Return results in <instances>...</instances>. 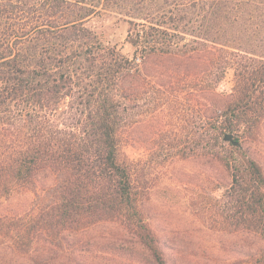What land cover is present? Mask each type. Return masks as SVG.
I'll return each instance as SVG.
<instances>
[{"label": "trees", "instance_id": "trees-1", "mask_svg": "<svg viewBox=\"0 0 264 264\" xmlns=\"http://www.w3.org/2000/svg\"><path fill=\"white\" fill-rule=\"evenodd\" d=\"M102 10L127 17L132 57L86 24ZM211 48L220 72L200 89H215L232 68V95L160 164L217 160L228 182L206 179L191 197L194 212L211 230L257 236L263 245L246 264H264V167L243 145L259 138L264 123V0H0V200L35 194L27 212L0 217V238L32 255L118 223L166 264L143 207L144 167L125 151L122 130L142 118L140 93L125 82L152 55ZM149 103V113L164 104ZM226 133L241 145L225 142ZM44 170L54 182L40 192Z\"/></svg>", "mask_w": 264, "mask_h": 264}, {"label": "rangeland", "instance_id": "rangeland-1", "mask_svg": "<svg viewBox=\"0 0 264 264\" xmlns=\"http://www.w3.org/2000/svg\"><path fill=\"white\" fill-rule=\"evenodd\" d=\"M86 24L103 42L133 56L127 41L126 16L102 10ZM214 57L213 48L185 56L152 55L142 63L141 72L128 76L125 82L130 92L140 93L136 104L142 117L122 130L125 151L144 167L150 188L143 207L165 252L166 264H246L249 254L263 245L251 233L211 230L195 214L191 197L206 186V179L228 182L217 160L172 157L160 164L173 144L186 142V134L193 129H205L208 116L218 113L230 99L232 68L215 89H200L207 79L219 75L220 70L212 65ZM149 100L164 104L149 113L153 106ZM243 145L264 167V123L259 138ZM53 182L54 176L48 170L37 175L40 192ZM34 198L33 192H25L0 200V217L27 212ZM70 238L72 246L48 245L32 255L15 251L0 238V264H156L136 237L118 223L100 224Z\"/></svg>", "mask_w": 264, "mask_h": 264}, {"label": "water", "instance_id": "water-1", "mask_svg": "<svg viewBox=\"0 0 264 264\" xmlns=\"http://www.w3.org/2000/svg\"><path fill=\"white\" fill-rule=\"evenodd\" d=\"M223 140L225 142H232L234 145H237V146H240L241 145V142L240 141L234 140V136L231 133H226L224 135V137H223Z\"/></svg>", "mask_w": 264, "mask_h": 264}]
</instances>
